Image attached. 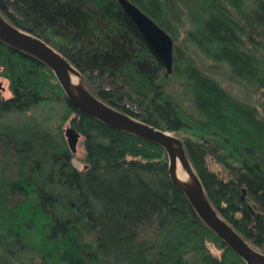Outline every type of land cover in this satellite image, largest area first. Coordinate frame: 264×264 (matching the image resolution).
Here are the masks:
<instances>
[{
	"label": "trees",
	"instance_id": "trees-1",
	"mask_svg": "<svg viewBox=\"0 0 264 264\" xmlns=\"http://www.w3.org/2000/svg\"><path fill=\"white\" fill-rule=\"evenodd\" d=\"M130 1L174 43L184 29V42L211 63L188 52L179 57L174 46L173 70L166 74L116 0H0V13L60 52L99 99L180 134L224 219L236 210L247 217L237 207L241 187L264 212V107L260 115L216 76L219 64L221 77L251 90L264 88V0ZM0 74L11 93L0 94L4 264H246L170 182L161 145L77 109L49 66L1 40ZM172 74L187 101L165 89ZM55 103L61 105V122L70 117L81 134L86 168L73 164L59 126L50 132L27 115L11 117L40 105L57 112ZM207 157L224 165L230 177L217 180ZM255 226L252 241L264 253V217ZM239 230L248 236L246 227ZM206 241L221 249L219 256Z\"/></svg>",
	"mask_w": 264,
	"mask_h": 264
},
{
	"label": "water",
	"instance_id": "water-1",
	"mask_svg": "<svg viewBox=\"0 0 264 264\" xmlns=\"http://www.w3.org/2000/svg\"><path fill=\"white\" fill-rule=\"evenodd\" d=\"M129 16L149 47L160 59L166 74L173 69L174 41L172 36L151 16L130 0H116ZM0 40L24 51L50 67L60 84L66 99L77 109L97 118L108 126L132 133L145 140L161 145L168 156L167 173L170 182L180 190L196 214L228 247H230L246 264H264V253L252 247L244 238L217 212L210 203L202 182L190 163L182 140L172 134L138 120L95 96L85 85L80 71L60 52L46 41L24 31L0 13ZM73 77L77 78L73 80ZM0 88L1 83H0ZM68 149L76 153L80 132L71 124L62 128ZM186 171L187 178L176 176V163ZM78 167L80 162L73 160ZM87 165L84 164L83 168ZM245 192V189L242 188ZM253 202V201H252ZM206 246L211 243L206 241ZM216 255V254H214Z\"/></svg>",
	"mask_w": 264,
	"mask_h": 264
},
{
	"label": "rangeland",
	"instance_id": "rangeland-1",
	"mask_svg": "<svg viewBox=\"0 0 264 264\" xmlns=\"http://www.w3.org/2000/svg\"><path fill=\"white\" fill-rule=\"evenodd\" d=\"M171 16H173V13L171 14ZM170 22L172 25H176L179 24V20L174 18V17H170ZM194 30V29H193ZM184 29H179L178 31V35H177V39L175 40L174 46L177 50V56L181 57V55L183 56L184 53L186 54V52L191 53L193 57H195V59L200 60L199 58H201L203 60V62H205L206 64L211 63L208 59H206L205 57H203L202 55H200L198 52H194L192 49L194 45L193 43H190L188 41L184 42V38H185V33H184ZM189 45L190 48H187L188 51L185 50V46ZM201 63V62H200ZM180 64V63H179ZM175 66V65H174ZM222 69V67L217 64V71L216 76L218 78H220L222 84L224 85V87H226L231 93H233L237 98H240L246 102H249L253 105H255L258 110H259V114H263V107H264V88L261 89H248L246 88L242 83H237L233 80H230L227 77H221V72H219V70ZM179 70H183V65H179ZM0 83H1V87L0 88V94L3 97H8L10 96V90L8 88V80L2 76L0 74ZM165 89L169 92H171L172 94H174L177 98H179V100L182 99V101H187L186 96L184 98L183 92L182 91V86L180 85V79L175 76V75H171L170 80L167 81L166 85H165ZM185 93V92H184ZM186 94V93H185ZM57 112H53L51 111L47 105H40L38 107H34L33 109H30L24 113H13L12 114V119H21L23 120L25 115L32 117L34 119V122H39L41 125H43L45 128H47L50 132H56L57 131V127H60V131L61 134L64 138L63 132H62V128L65 127L70 123V117H68L67 119H65L64 121L61 122L59 116L62 115L61 113V105L60 104H54L53 106ZM25 122V121H24ZM174 134V133H172ZM175 136L179 137L181 139V135L180 134H174ZM65 139V138H64ZM67 145V144H66ZM84 148H83V143H82V137L79 138L78 144H77V151L76 153H74V156L72 158L73 160H77L80 162V165L78 166V168H82L84 163ZM207 166L208 168L214 172V174L223 180H227L230 176L227 173V170H224L223 167L224 165H222L220 162L215 161L214 159H212L211 157H207ZM252 232L255 235V230L252 229ZM251 235L248 234L247 237V241L249 242V244L254 247L255 249L261 251L257 245H255L252 241V239L250 238ZM254 237V236H253ZM252 237V238H253ZM211 246L208 247L209 250L216 255H219L221 253V249H219L216 245H214L212 242ZM262 252V251H261ZM0 264H4V259L3 257H1L0 260ZM19 264V263H18Z\"/></svg>",
	"mask_w": 264,
	"mask_h": 264
},
{
	"label": "flooded vegetation",
	"instance_id": "flooded-vegetation-1",
	"mask_svg": "<svg viewBox=\"0 0 264 264\" xmlns=\"http://www.w3.org/2000/svg\"><path fill=\"white\" fill-rule=\"evenodd\" d=\"M223 169L226 170L224 167ZM216 179L218 180L219 178L217 177ZM240 197L242 198V202L238 204L237 207L238 209L245 208L247 211V217L243 218L242 211L236 210L235 212L232 213L230 220L229 219H225V220L244 238V240H246L248 236L242 233L239 229H241V227L243 228L246 227V230L251 235L250 238L252 239V237L255 236L254 233L252 232V229H254L253 227H257L255 226L256 220L263 218L264 212L259 209L258 204L255 202L252 196L249 195L246 191L243 192L241 190ZM222 204L224 205L225 203Z\"/></svg>",
	"mask_w": 264,
	"mask_h": 264
},
{
	"label": "bare ground",
	"instance_id": "bare-ground-1",
	"mask_svg": "<svg viewBox=\"0 0 264 264\" xmlns=\"http://www.w3.org/2000/svg\"><path fill=\"white\" fill-rule=\"evenodd\" d=\"M156 55V54H155ZM157 56V55H156ZM159 59V58H158ZM160 60V59H159ZM165 70V69H164ZM173 70V69H172ZM77 78H75V77H73V80H76ZM66 142V141H65ZM167 154V153H166ZM190 161V160H189ZM191 163V162H190ZM167 166H168V156H167ZM194 168V167H193ZM175 170H176V176L179 178V179H183V180H185L186 178H187V173H186V171L181 167V165L179 164V162H177L176 163V168H175ZM197 173V172H196ZM167 175H168V173H167ZM169 178V177H168ZM200 178V177H199ZM216 178H217V176H216ZM220 179V178H219ZM218 179V180H219ZM202 186H203V184H202ZM203 188H204V186H203ZM242 188H244V187H241V190H242ZM245 189V188H244ZM205 190V189H204ZM245 191H246V189H245ZM196 213V212H195ZM199 217V216H198ZM208 248V247H207ZM209 249V248H208ZM211 252V251H210ZM212 253V252H211ZM213 254V253H212ZM214 255V254H213ZM220 255V254H219ZM219 255H214V256H219Z\"/></svg>",
	"mask_w": 264,
	"mask_h": 264
}]
</instances>
